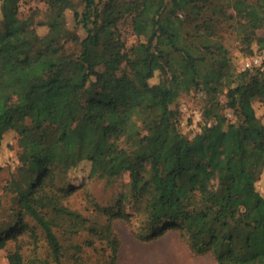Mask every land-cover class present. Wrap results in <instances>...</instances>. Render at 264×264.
I'll list each match as a JSON object with an SVG mask.
<instances>
[{
    "label": "trees",
    "instance_id": "1",
    "mask_svg": "<svg viewBox=\"0 0 264 264\" xmlns=\"http://www.w3.org/2000/svg\"><path fill=\"white\" fill-rule=\"evenodd\" d=\"M30 1L44 10L0 0V148L16 135L7 183L23 187L8 207L0 199L7 264H116L115 220L135 221L142 242L177 231L216 264H264V125L249 113L264 72H237L225 45L264 42V0ZM68 10L84 38L65 35ZM190 91L205 99L192 138L178 119ZM82 165L89 181L120 183L116 209L89 194L83 210L70 206Z\"/></svg>",
    "mask_w": 264,
    "mask_h": 264
},
{
    "label": "rangeland",
    "instance_id": "2",
    "mask_svg": "<svg viewBox=\"0 0 264 264\" xmlns=\"http://www.w3.org/2000/svg\"><path fill=\"white\" fill-rule=\"evenodd\" d=\"M18 7L21 13H25L29 9L44 10V5L42 3L30 0H18ZM65 17L67 24L65 35L75 34L79 36L80 39L84 38L86 35L85 31L81 27L82 25L75 27L72 11H66ZM119 27L122 39L127 47L137 42V38L128 23L122 24ZM37 31L42 35L45 33L46 29L38 27ZM257 34L261 37L264 31L259 30ZM227 38L225 45L230 51L237 72L246 71L241 70L243 61L254 56L260 57L261 65L253 69H260L264 72V42L260 44L253 43L250 47H245L240 45L233 36L228 35ZM158 76L159 73L156 71L152 81H156ZM220 102H225L224 96L220 97ZM204 105V97H201L195 91H190L181 95L178 107V119L179 131L182 135L192 138L198 132L203 123L200 115ZM222 112L227 121H235L236 117L231 109L224 107ZM249 113L257 117L264 125V99L253 101ZM80 141L81 138L79 135H73L65 141V144L71 146ZM16 152V135L12 132L7 133L4 136L3 146L0 148V199L2 201H5L7 196L15 195L23 191V187L20 185L7 183L17 165V160L15 158ZM167 154L166 152L165 155ZM69 179L71 185L76 188V192L70 199V206L72 208L83 210L85 199L90 195L91 197H89L93 198V200L102 207L116 209L113 196L116 194L119 187L118 184L120 183L106 186L105 180L95 178L89 181L87 179V165H82L72 170L69 173ZM126 180V176H123L121 179L123 182H126ZM8 203V201H5L4 205L8 207ZM89 209L90 211L92 210L91 207ZM125 211H130V208L126 206ZM132 222L133 225L127 224L124 220H115L113 222L114 230L121 241L116 264H216L211 254L197 256L191 253L186 242L179 237L178 232L171 229H167L158 239L150 242H142L134 237L133 230L137 228L138 225L135 221ZM166 226H169V223L166 224ZM12 246V243L8 241L7 247ZM5 254V248L1 249L0 264H7Z\"/></svg>",
    "mask_w": 264,
    "mask_h": 264
},
{
    "label": "built area",
    "instance_id": "3",
    "mask_svg": "<svg viewBox=\"0 0 264 264\" xmlns=\"http://www.w3.org/2000/svg\"><path fill=\"white\" fill-rule=\"evenodd\" d=\"M261 65V59L259 56L251 57L250 59H247L243 61L241 70H249L253 68H258Z\"/></svg>",
    "mask_w": 264,
    "mask_h": 264
}]
</instances>
